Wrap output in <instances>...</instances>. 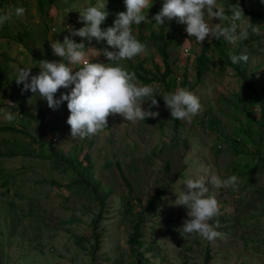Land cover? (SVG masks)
I'll use <instances>...</instances> for the list:
<instances>
[{
	"label": "rangeland",
	"instance_id": "rangeland-1",
	"mask_svg": "<svg viewBox=\"0 0 264 264\" xmlns=\"http://www.w3.org/2000/svg\"><path fill=\"white\" fill-rule=\"evenodd\" d=\"M236 1L217 0V5L223 6L230 16L228 7ZM98 2L107 3V18H116L118 12L126 11L124 0H41V5L38 0H0V12L14 7L26 10L24 15L13 16L0 27V65L5 67L0 80V126L9 125L25 132L0 131V152L10 148L17 152L0 156V264H133L128 257L127 239L140 217L142 244L138 249L144 251L148 264H264V166L252 155L255 144L244 133L250 117L257 118L264 109V19L252 22L244 12V20L253 23L259 34L249 30L246 40L235 43L223 37H206L198 44L188 36L186 24L178 23L176 18L165 19L161 27L155 25L152 18L161 10L164 0H152L148 11L145 10L152 23L133 24L132 30L137 38L141 33L150 35L163 30L172 39L168 46L173 69L167 77L169 90L159 80L144 83L138 79L155 89L159 107L152 110L158 111L159 116L132 123L119 114H110L108 127L103 131L91 137L73 138L67 123V101L50 108L38 94L33 95L30 90L22 93L23 84L17 85L15 77L26 66L37 65L31 74H38L40 60L61 61L63 58L53 54L51 42L62 43L64 36L70 35L69 25L83 27L78 20L79 11ZM245 7L261 13L264 0H246ZM209 22L219 20L213 18ZM237 23L243 26L242 22ZM17 33L23 35V42L15 39ZM71 38L84 42L88 55L92 54L90 48L114 50L106 40ZM218 41H225L227 54L246 51L249 60L240 65L256 89L263 86L259 96L244 85L231 62L225 60ZM140 42L147 44V52L122 61L123 67L129 72H141L137 64L153 69V64L159 63L162 70L157 42ZM203 44H207L209 61L196 81L194 55ZM90 62L109 60L101 52L90 57ZM80 66L76 65L73 72ZM184 78L186 84L181 83ZM72 87H61L54 98L70 93ZM178 88H187L200 99L202 110L190 121H175L160 95ZM242 95L246 96L245 106L238 101ZM38 102L44 113L41 121L37 117ZM149 103L142 107L147 109ZM19 109L25 113H19ZM6 112L14 114L13 122L6 121ZM39 132L52 138L69 164L76 157L84 166V155L87 156L97 196L103 190L109 191L102 208L88 192L80 190L73 169L65 164L53 165L47 145L37 136ZM231 138L239 139L237 148L242 153L233 151ZM25 147L38 154L23 155ZM261 151L264 153V140ZM201 166L211 168L221 179L236 174L241 181L236 190L209 185V194L215 196L219 205V215L210 223L218 220L216 230L222 233L211 242L196 233L182 237L178 229L188 218L187 209L170 203L177 198L175 190L182 191L181 182L195 178ZM248 166L253 167L247 177L244 171ZM158 192L167 199L161 197L152 207L148 206V199ZM96 214L100 215L99 220L92 227ZM93 230L98 243L92 260L89 248L94 241Z\"/></svg>",
	"mask_w": 264,
	"mask_h": 264
},
{
	"label": "clouds",
	"instance_id": "clouds-1",
	"mask_svg": "<svg viewBox=\"0 0 264 264\" xmlns=\"http://www.w3.org/2000/svg\"><path fill=\"white\" fill-rule=\"evenodd\" d=\"M106 4L98 2L79 11L78 20L84 26L77 29L69 25L70 35L64 36L62 43L58 40L51 42L53 54L63 58L61 61L40 60L38 74H31L32 68L37 65L26 66L21 67L15 77L17 85L23 84L22 93L30 90L33 95L38 94L47 101L50 108L55 109L63 101H67L70 112L67 123L73 138L91 137L103 131L108 127L110 114H119L125 121L132 123L159 116L158 111L152 110L153 107H159L153 86L142 84L135 72H129L121 64L122 61L131 60L148 50L147 44L140 42L133 34L132 25H140L142 21L152 23L145 12L150 8L152 0H124L126 11L116 14L113 26L102 29L101 24L109 15ZM25 11L23 7H14L0 12V27L9 23L13 16L24 15ZM228 11L230 16L225 14L223 6L217 5V0H164L161 10L152 19L155 25L161 27L165 19L171 21L176 18L178 23L186 24L188 36L194 37L198 44L206 37H223L228 42L235 43L246 40L249 30L253 34H259L253 23L244 20L245 14L239 2L229 5ZM213 18L218 19L219 23H210ZM75 36L88 42L93 38L97 42L106 40L107 45L114 50L90 48L92 54L88 55L85 43H78L71 38ZM101 52L109 63L90 62V57L99 56ZM228 57L232 64L247 63L249 60L246 51L240 55L230 51ZM76 65L81 66L78 71L73 72ZM70 85H74L70 93L62 94L59 99L54 98L61 87L68 88ZM160 95L173 119L190 121L202 110L199 97L187 88H178L175 92ZM149 101L148 108H143L142 105ZM5 119L11 123L15 116L6 112ZM198 173L195 178L181 182L182 191L174 189L177 198L170 203L187 209L188 218L178 229L182 237L196 233L211 242L221 237L222 233L216 230L219 227L218 220L210 223L219 215V205L215 196L209 194V185L236 190L241 181L236 174L221 179L206 166H201Z\"/></svg>",
	"mask_w": 264,
	"mask_h": 264
},
{
	"label": "trees",
	"instance_id": "trees-1",
	"mask_svg": "<svg viewBox=\"0 0 264 264\" xmlns=\"http://www.w3.org/2000/svg\"><path fill=\"white\" fill-rule=\"evenodd\" d=\"M39 1V5H41V0ZM245 1L246 0H237L235 3L239 2L240 6L243 9V12L247 14V17L250 21H255L257 19H264V11L259 12L258 9H246L245 7ZM41 7V6H40ZM115 18H106L104 22V28L106 29L107 27L113 26ZM15 39L18 42H23L24 38L21 33H17L15 36ZM23 39V40H22ZM138 40H155L157 42V50L158 53L161 57V60L163 62V69L160 70V64L159 63H154L153 64V69H147L145 68L141 63L137 64V67L140 69L139 70L134 69L133 72H135L137 79H140L144 83L152 82L154 80H159L163 85L166 90H169V82L167 81V77L173 72L171 63H170V55L168 52V46L172 43L171 38H167L166 35L164 34V31L161 30L159 33H154L152 32L150 35H143L142 33L140 34ZM217 47L221 51L222 55L225 57V60L227 62H231L228 58V54L225 50V41H218L217 42ZM207 44H203L201 50L195 53L194 58H195V65H194V75H195V80H199L201 76L203 75L205 69L207 68V63L209 61V55L207 53ZM232 64V62H231ZM234 67L235 72L237 75L244 81V85L256 96L260 95V90H262L263 86H261L259 89H256L252 83L251 79L248 74L245 73V69L243 65L238 64H232ZM5 70L4 66L0 65V80L3 71ZM149 74V76H148ZM182 84H186L185 78L181 82ZM245 95H242L238 97L239 103H242L245 106ZM38 118L43 119L44 113L41 109V105L38 102ZM19 113L24 114L25 111L24 109H19ZM251 120L245 125L244 128V133L247 134L248 139L251 140L252 143L255 144V148L253 150L252 155L256 157V159L261 162L264 166V153L261 151L262 148V141L264 140V109L260 110L259 116L255 118L253 115L250 117ZM175 121H177L175 119ZM0 131H10L13 133H25L24 130L15 128L13 126L9 125H4L0 126ZM37 136L42 139V143L45 142L47 145V149L49 150L48 158L51 159L52 163L54 166L59 167L62 164H65V166H69L71 169L74 171V179L75 183L79 185L80 190H84L88 192L94 200H96L99 204V206L102 208L103 206V198L107 197L109 194L108 190H103L102 188V193L100 197L97 196V187L96 184H93V180L91 179V174L89 172L90 165L87 162V156L84 155V160L86 161V164L83 166L81 161H78L75 157V161H73L72 164H69L67 162V158L64 157V154L58 146L52 142V138L49 137L47 139L48 135H44L41 132L37 134ZM37 137H33V140H36ZM239 139L238 138H231L230 139V144L234 152L236 153H242V149H238L237 146L239 144ZM16 148H10L6 152H0V156H13L17 152L15 150ZM247 153V152H244ZM23 155L25 156H32L36 153V150L33 149L31 150L28 149V147L23 148ZM248 155V154H247ZM253 167V166H252ZM251 166H248L247 169L244 171V174L247 175V177L250 175V170L252 168ZM162 197V192L156 193L154 196H151L147 204L148 206L152 207L154 204H156L160 198ZM131 201L129 200L127 205L130 206ZM130 209V207H128ZM99 214H96V216L91 220V225L92 227H95L97 221L99 220ZM143 218L140 217L135 221V225H133V230L129 232L128 235V257L131 259V262L133 264H148V257L144 255V251L139 250L138 246L142 244V241L140 240V235H141V223H142ZM92 236H94V241L92 245L89 248V252L91 253L92 260L94 259L93 257V252L97 248V243H98V236L97 233L93 230ZM79 241V239H78ZM90 264H94L93 262Z\"/></svg>",
	"mask_w": 264,
	"mask_h": 264
}]
</instances>
